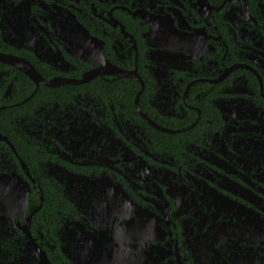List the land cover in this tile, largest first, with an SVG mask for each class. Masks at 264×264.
Wrapping results in <instances>:
<instances>
[{"label": "flooded vegetation", "instance_id": "flooded-vegetation-1", "mask_svg": "<svg viewBox=\"0 0 264 264\" xmlns=\"http://www.w3.org/2000/svg\"><path fill=\"white\" fill-rule=\"evenodd\" d=\"M0 264H264V0H0Z\"/></svg>", "mask_w": 264, "mask_h": 264}]
</instances>
